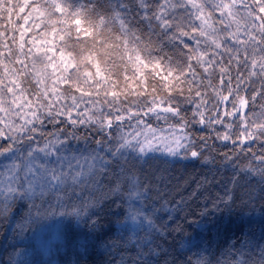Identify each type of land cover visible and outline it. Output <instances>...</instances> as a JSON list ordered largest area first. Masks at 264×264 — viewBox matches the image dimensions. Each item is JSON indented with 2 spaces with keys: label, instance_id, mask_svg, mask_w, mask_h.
Returning a JSON list of instances; mask_svg holds the SVG:
<instances>
[{
  "label": "snow or ice",
  "instance_id": "1",
  "mask_svg": "<svg viewBox=\"0 0 264 264\" xmlns=\"http://www.w3.org/2000/svg\"><path fill=\"white\" fill-rule=\"evenodd\" d=\"M0 20V215L14 241L9 264H52L34 243L37 224L58 250L76 254L74 264H117L92 258L111 250L106 232L77 238L72 230L93 216L97 228L113 205L124 213L112 243L129 253L118 264H193L180 259L192 248L194 264H211L225 228L215 213L192 222L182 251L159 242L166 226L153 217L167 168L152 162L215 164L211 136L189 131L196 125L240 152L264 137V0H0ZM257 101L258 113L245 111ZM81 128L94 135H78ZM232 171L233 187L214 208L230 216L237 200L264 206V150ZM242 180L249 187L236 194ZM258 226L257 236L235 224L236 239L221 253L229 259L216 264H264V207ZM22 246L33 250L31 260L20 259Z\"/></svg>",
  "mask_w": 264,
  "mask_h": 264
},
{
  "label": "trees",
  "instance_id": "2",
  "mask_svg": "<svg viewBox=\"0 0 264 264\" xmlns=\"http://www.w3.org/2000/svg\"><path fill=\"white\" fill-rule=\"evenodd\" d=\"M101 2V1H100ZM218 15V14H217ZM155 39V37H153ZM34 81H30V83L26 86L32 87L34 85ZM260 102L257 101V104L255 108H252L251 106L249 109H246L245 111H255L259 112ZM182 107L188 108L189 106L187 104H182ZM153 126L155 127L156 124H158L161 127L168 128V125L164 121H155V119L152 120ZM126 127V126H125ZM200 125H196V128H189V131L193 133V138L196 139L200 136L209 137L208 139V145L211 149H214V151L211 152L212 156H215L216 163L215 164H209L205 165L202 161H196L195 163H187L184 162L182 164H177L175 166L170 165H163L160 163V161H153L152 162V168H167V171L163 173V182L159 183V188L161 189L163 199L155 202V207L159 209L157 216L153 217L154 220H156V223L159 225L163 223L166 227L161 232V238L160 243L163 244L165 248H168L170 252H173L175 250L176 252H180L179 248V236L176 234V230L178 229V226L176 224H180L182 220H187L191 209L194 206L203 205L204 203L211 204L214 201H217L219 197H222L224 195V187L227 186L229 189H232V184L230 182V178L235 175V173L232 171L233 163L239 165L241 163H245L253 153L260 154L262 150H264V137H261L253 142H245V148H251V152H240L239 149H234L231 141H220L215 139V134L210 133L209 130L204 129L203 131H198L200 129ZM218 130L223 131L220 126H216ZM47 129H51V125H47ZM94 135V133H85V130L83 128L80 129V132L77 133L78 135ZM75 143V141L73 142ZM223 153H229L233 156V163H229L227 161L223 160ZM208 155L209 153H205ZM157 157H161V152H156L154 154ZM171 159V157H169ZM252 163H255V161H252ZM146 170L149 169L148 165L144 166ZM169 178L170 182H169ZM207 178V180L205 179ZM258 180V177L254 178L252 180V185L255 186L256 181ZM109 178H104L103 183L105 186L108 185ZM200 185L198 187L197 185ZM249 185L246 184L243 180L241 181V187L237 189L236 194H242L248 189ZM244 200H247V197H243ZM183 200V204L180 206L182 210L175 211L172 213L168 212V209H171L175 207L177 202H180ZM164 205L161 207V205ZM219 207L223 209V204H220ZM262 204L259 201V199L255 200L251 205L248 207H245L244 204L241 203V200H237L236 203L233 205V211L232 213H236L239 215H242L245 211L255 210L259 209L262 210ZM15 211V209H13ZM120 211L121 216L117 217L115 215H112V212ZM124 213V209H117L115 205L112 206V211L109 212L107 208H105V211L99 213V226L97 228H93L92 220H96L97 217L93 216L92 220H82L78 225L75 223L72 226V230L76 233L80 234L77 238H82V234L93 232L97 233L100 231H111V225L116 224L117 219L122 218ZM169 215H171V219H169ZM228 215V214H226ZM229 216V215H228ZM8 230H10L9 224L6 220V218L2 215L0 216V262L3 259H8L9 254L12 252L10 251L12 248L8 247L7 250L6 247L9 242H5V238L8 234ZM3 231V233H2ZM117 238V237H115ZM105 239L108 241V243L111 245L110 251H105L101 249L96 250L95 254L93 255V259L97 261H115L118 262L121 259V255L124 254L126 256L129 255L128 252L124 251V248L122 247V242L119 244H113V241H120V237L118 236L117 240L109 239L107 238V235ZM5 242V243H4ZM14 242V241H13ZM12 242V243H13ZM60 242L57 240H48L46 243H42L40 247L45 252L50 253L53 250H58L57 245ZM37 247L38 244H35ZM21 252H29L31 251V248L25 249L23 246L21 247ZM91 251V250H90ZM101 253V254H100ZM108 255V260H107ZM73 258L76 259V255H73ZM181 258V257H180ZM74 259V261H75ZM73 261V262H74Z\"/></svg>",
  "mask_w": 264,
  "mask_h": 264
},
{
  "label": "rangeland",
  "instance_id": "3",
  "mask_svg": "<svg viewBox=\"0 0 264 264\" xmlns=\"http://www.w3.org/2000/svg\"><path fill=\"white\" fill-rule=\"evenodd\" d=\"M100 1L103 2V0H100ZM82 2L87 3V0H82ZM13 19L15 20L16 17L14 16ZM0 23H6V20H0ZM129 74H131V72H129ZM155 127H161V126L156 124ZM162 128L165 130V134H167L168 128H164V127H162ZM125 130H127V126L125 127ZM81 135H82V133H81ZM205 212L215 213V215L217 217H221L223 224L225 225V228H223L221 230L220 235L214 241V246L216 247V257L222 261L229 259L227 254L221 255V253L223 252L224 249H226L228 247V242L236 239V236L232 235V231L234 230L235 224H241L245 227L246 231L253 230L256 232L257 236L259 235L258 221H259L260 216H261V210L255 209V210L245 211L242 213V215H239V216L236 213H232L230 216H228L226 214L222 215L220 211H217L214 208L212 202H211V204L204 203L203 205L194 206L191 209L187 220L185 218V220H182V222L180 224H176L178 226V229L176 230V234H178V236L180 238L179 248L181 251L183 250L182 244L187 245L188 237L191 235H194L193 227H190V225L192 224V222L194 220H199L201 218V213H205ZM0 216H2V215H0ZM250 218L253 219V223L249 225L247 223V221ZM229 225H233V227L231 229H229V227H228ZM34 227H35L34 243L38 244L39 247H37V248L41 251V258L42 259H44L45 261L51 260L52 264H65L66 261H67V264H74L73 261L75 258H73V255H76V254L75 253H69L68 255H65L66 249L64 247H60L59 250H53L50 253L45 252L42 249V247H40V245L42 243H46L49 240V236L47 234V229H46L45 225H41V224H37ZM8 231H9L8 234H10L11 230H8ZM105 232L107 233V238L117 240L119 233L122 232V229H121L120 225L116 223L114 225H111V231L108 229ZM2 233H3V231H2ZM28 235L30 237H33V233L31 231L29 232ZM205 235H207V233H205ZM237 235H240V233H237ZM11 236H12V233L10 236L9 235L6 236V238H5L6 243L11 240V238H10ZM115 237H117V238H115ZM12 242H13V240H11L7 245L11 244ZM7 248L8 247H6V249ZM101 249L104 250L103 247H101ZM21 250H24V249H21ZM10 251H12L11 253H13L14 250L11 249ZM197 251H199L197 248H192V250L190 252L184 253V255L181 256L180 259L181 260H187L190 257L191 260L193 261V264H194L195 260L197 259L196 255L194 253H196ZM32 252H33L32 249L29 252H22L20 259L22 261L31 260ZM124 256L127 257L126 255H124ZM106 258L108 260V255ZM0 264H9V257H8V259L2 258V261L0 262Z\"/></svg>",
  "mask_w": 264,
  "mask_h": 264
},
{
  "label": "clouds",
  "instance_id": "4",
  "mask_svg": "<svg viewBox=\"0 0 264 264\" xmlns=\"http://www.w3.org/2000/svg\"><path fill=\"white\" fill-rule=\"evenodd\" d=\"M216 258H217V257H213V258H211V264H216Z\"/></svg>",
  "mask_w": 264,
  "mask_h": 264
}]
</instances>
